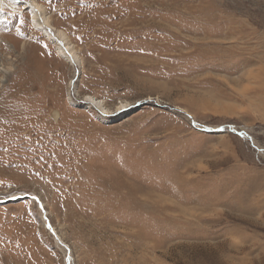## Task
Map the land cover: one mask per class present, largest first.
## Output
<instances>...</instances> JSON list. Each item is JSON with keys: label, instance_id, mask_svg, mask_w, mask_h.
<instances>
[{"label": "rangeland", "instance_id": "rangeland-1", "mask_svg": "<svg viewBox=\"0 0 264 264\" xmlns=\"http://www.w3.org/2000/svg\"><path fill=\"white\" fill-rule=\"evenodd\" d=\"M6 1L0 264H264V0Z\"/></svg>", "mask_w": 264, "mask_h": 264}, {"label": "bare ground", "instance_id": "bare-ground-1", "mask_svg": "<svg viewBox=\"0 0 264 264\" xmlns=\"http://www.w3.org/2000/svg\"><path fill=\"white\" fill-rule=\"evenodd\" d=\"M0 5L2 8L6 7V5H9V2L6 0H0ZM28 7L30 8L31 21H32L33 25L35 27H37L38 29L45 30L44 32L46 33L47 37L51 38L54 42L57 43V50L59 51V53L62 55V57L65 59V61L69 65L74 66V67L79 66L80 59H79L77 53L74 51L72 45L69 43V40L67 39L66 35L63 32L57 31L56 29H54L52 27L49 19L47 18L46 14H45L44 7L40 4H38L35 0H32L30 2V6H28ZM51 31L54 32V34H52L53 36L50 33ZM0 98H1V96H0ZM84 101L88 102V104H92V105L100 108L101 111L105 110L103 102L97 100L96 98L88 96L84 99ZM51 230L54 231L52 228H51ZM55 236H56V240L58 241L57 244L63 245L61 240L57 237L56 233H55Z\"/></svg>", "mask_w": 264, "mask_h": 264}]
</instances>
